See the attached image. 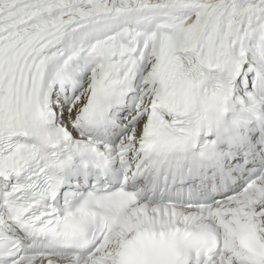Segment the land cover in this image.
<instances>
[{"label": "snow or ice", "instance_id": "snow-or-ice-1", "mask_svg": "<svg viewBox=\"0 0 264 264\" xmlns=\"http://www.w3.org/2000/svg\"><path fill=\"white\" fill-rule=\"evenodd\" d=\"M0 264H264V0H0Z\"/></svg>", "mask_w": 264, "mask_h": 264}]
</instances>
